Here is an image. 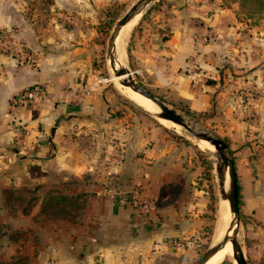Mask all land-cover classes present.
<instances>
[{
  "label": "crops",
  "instance_id": "1",
  "mask_svg": "<svg viewBox=\"0 0 264 264\" xmlns=\"http://www.w3.org/2000/svg\"><path fill=\"white\" fill-rule=\"evenodd\" d=\"M209 1L186 13L175 7L165 17L142 18L130 40V64L143 84L174 93L191 109L208 105V91L222 97L218 131L233 155L238 208L260 222L251 233L263 245L264 102L257 101L251 119L238 120L232 111L236 100L225 96V87L216 88L218 70L229 67L220 63L239 67L243 53L219 40L232 24L229 16L223 21L226 9ZM205 8L216 9L211 22L217 35L196 47L192 33ZM0 21L10 24L11 14ZM74 29L78 34L70 30L73 36L64 31L54 40H40L30 26L20 25V41L32 49V62L0 50V264H125L146 253L189 248L203 195L191 183L190 155L181 156L180 146L153 128L134 130L127 121L132 111H114L124 104L105 88L94 66L101 40H86ZM196 63L212 83L199 80L191 70ZM31 84L44 86L45 97L20 108L26 130L15 140L3 112L9 96ZM106 182L123 193L140 184L153 208L139 213L101 193ZM50 188L76 196L77 209L39 211ZM19 195L33 198L26 203Z\"/></svg>",
  "mask_w": 264,
  "mask_h": 264
},
{
  "label": "rangeland",
  "instance_id": "2",
  "mask_svg": "<svg viewBox=\"0 0 264 264\" xmlns=\"http://www.w3.org/2000/svg\"><path fill=\"white\" fill-rule=\"evenodd\" d=\"M135 0H0V17L11 14L12 21L5 25L0 21V30H2L1 40H24L21 37L19 26H30L38 35L40 40H54L58 36L64 35V31L72 32L74 28L81 29L82 37L86 40H101L98 61L94 62V66L99 71V77L109 93L121 103V106L115 108V112L124 115L132 111L131 115H127L129 126H133L136 131H144L153 128L155 132L163 135L167 141H173L178 144L176 149L181 151V156L189 154L191 167L193 168V186L200 189L198 195L203 194L200 199L195 217L197 222L193 234L188 237L189 248L169 249L158 254H143L137 260L127 259L125 264H191L208 246L212 247L218 240L217 229L220 223L224 222V216L221 211V200L217 191L216 178L213 169L214 149L210 151L201 142L193 139L188 132L182 128V131L175 132L169 127H165L159 123L151 111L143 109L141 103L133 102L127 97V91L120 88L115 78L110 77L107 62L105 59L106 39L111 30L114 21L128 8ZM204 4L208 0H153L140 14L137 21L131 27L124 44V62L123 64L131 71L132 77L143 87L149 90L153 95L163 100L169 106L175 108L183 114L185 118L190 120L194 128L208 130L214 135L223 139L227 146V154L233 158L231 150L228 147V141L220 131H218L222 120L219 119L224 107L222 97L217 98L215 92L213 95L208 91L209 97L206 101L208 105L202 110L191 109L187 103L179 96L172 92L157 89L148 84H143L142 77L132 70L129 58L130 40L132 33L137 29L140 20L149 14H159L165 17L171 13V9L178 7L184 9V13L189 11L194 4ZM220 8H225L226 13L223 14L224 20L228 18V24L232 27L220 35V39L225 38L228 45L236 46L237 50L242 52L239 58V67H234L231 61L221 62V70L215 82L216 88L225 89V96L233 98L235 106V119L248 120L255 114L254 107L257 101L264 102V11L245 14L238 6L237 2L229 0H210ZM193 6V7H194ZM216 9L205 8L203 15L198 17L199 27L197 31L192 33V40L197 45L212 42L215 40L216 33L211 22L212 13ZM219 11V10H218ZM228 12V13H227ZM21 29V28H20ZM164 26L161 31H165ZM72 30V31H70ZM76 31V30H75ZM74 33L78 34L77 32ZM72 32V36L74 35ZM14 33L18 36L15 38ZM229 40V41H228ZM21 42V41H20ZM26 45V44H25ZM27 46V45H26ZM230 50H235L231 48ZM259 61V62H258ZM28 62H31L29 59ZM232 63V64H231ZM244 64V66L242 65ZM196 67L191 69L196 71L202 80L212 83L208 76L202 74L201 65L194 64ZM218 67V66H217ZM220 68V69H221ZM237 68L241 69L237 71ZM195 73V72H194ZM214 87V86H213ZM156 88V89H155ZM126 91V92H125ZM108 93V96H110ZM262 98V99H261ZM261 99V100H260ZM139 103V104H138ZM163 121V120H162ZM154 132V131H152ZM152 133L155 134L156 133ZM151 138V137H150ZM151 140V139H150ZM171 193V192H169ZM169 195L168 198H170ZM240 212V211H239ZM250 216L240 213L236 238L240 242L242 253L246 264H260L264 261V243L259 245L260 238L256 237L253 230L254 227L261 226L260 222L249 218ZM223 218V219H222ZM252 219V220H250ZM223 220V221H222ZM225 224V222H224ZM226 226V224H225ZM264 229V226H263ZM246 232H249L247 234ZM264 241V230L262 234ZM258 238V239H257ZM216 240V241H215ZM259 240V242H257ZM188 246V245H187ZM187 249V250H186ZM227 258V257H225ZM224 259V258H223ZM229 259V258H227ZM231 261V259H229ZM222 261V260H221ZM220 261V262H221ZM233 264V263H232Z\"/></svg>",
  "mask_w": 264,
  "mask_h": 264
},
{
  "label": "water",
  "instance_id": "3",
  "mask_svg": "<svg viewBox=\"0 0 264 264\" xmlns=\"http://www.w3.org/2000/svg\"><path fill=\"white\" fill-rule=\"evenodd\" d=\"M152 1L153 0H135L114 21L107 36L105 47V59L107 62L110 77L112 79L114 77H119L117 78L118 82L129 86L132 90L151 100L157 106V110L155 112H152L155 117L168 119L173 123L182 126L193 139L205 140L213 146V169L216 178L217 191L219 194V198L226 199L227 201V208L230 213V218L228 219L226 231L230 230V233H224L214 246H208L207 248H205L203 252L198 256V258L191 264H203L210 255L221 248L227 241L230 242L231 254L235 263L246 264L240 242L236 238V231L238 229L240 220V212L238 208V186L233 160L232 157L227 154L226 143L222 138L214 135L208 130H203L198 127H192L189 121L184 118L182 113L169 106L160 98L153 95L149 90H147L139 82H137L132 77L131 71L123 63H117V65L114 66L116 58V55L114 53V38L117 35L121 25L129 20L135 13L139 11L142 12ZM221 260H223V258ZM219 262H217L216 264H218Z\"/></svg>",
  "mask_w": 264,
  "mask_h": 264
},
{
  "label": "built area",
  "instance_id": "4",
  "mask_svg": "<svg viewBox=\"0 0 264 264\" xmlns=\"http://www.w3.org/2000/svg\"><path fill=\"white\" fill-rule=\"evenodd\" d=\"M2 30H0V37ZM0 50L18 60L33 61V52L28 46L20 41L1 40ZM46 89L40 84H31L23 86L14 94L10 95L3 115L6 117V123L13 133L15 140L24 134L26 125L20 114V108L28 103L41 101L45 97ZM100 192L106 195H115L116 200L120 203L127 202L134 210L139 213H147L153 208L154 200L148 196L145 190L136 184L132 189L123 193L115 190L107 182L99 188ZM173 245H180L179 240L172 241Z\"/></svg>",
  "mask_w": 264,
  "mask_h": 264
},
{
  "label": "bare ground",
  "instance_id": "5",
  "mask_svg": "<svg viewBox=\"0 0 264 264\" xmlns=\"http://www.w3.org/2000/svg\"><path fill=\"white\" fill-rule=\"evenodd\" d=\"M140 13H141V11L135 13L129 20H127L124 24H122L120 29H119V31H118V33H117V35L114 38V53L116 55L114 66H116L117 63H123L124 62V54H125L124 53V44H125V40L127 38V35L129 33L131 27L133 26V24L137 21V19L141 15ZM114 78H115L116 82L118 83V85H120V88L121 89L123 88L124 90H126L128 92L127 93V97L129 99H131L133 102L141 103L142 105H140V106L143 109H146L148 111L155 112L157 110V106L151 100H149L148 98L144 97L140 93L132 90L129 86L118 82L117 78H119V77H114ZM184 118H185V116H184ZM158 119H161V121H159V123L162 124L163 126L169 127L172 130L174 129L175 132L177 131V132L180 133V131H182V128H183L182 126H180V125H178L176 123H173L172 121H170L168 119L157 117V120ZM185 119L188 120L187 118H185ZM188 121H189L190 125L192 126L190 120H188ZM197 141L201 142L204 146H206V148L208 150L213 151V146L211 144H209L208 142H206L205 140L200 139V140H197ZM220 200H221V211L223 213V216H224L223 218H224V222H225L226 226H225L224 222L219 224L218 229H217L218 232L215 233V234H218V237L216 238V240L219 237L221 238V236L224 233H227V234L230 233V230L226 231L228 219L230 218V213H229L228 208H227V201H226V199H220ZM225 257L231 259L233 264H236L234 259H233V257H232V254H231V247H230V242L229 241H227L221 248H219L212 255H210L206 259V261H204L203 264H216L222 258H225Z\"/></svg>",
  "mask_w": 264,
  "mask_h": 264
},
{
  "label": "trees",
  "instance_id": "6",
  "mask_svg": "<svg viewBox=\"0 0 264 264\" xmlns=\"http://www.w3.org/2000/svg\"><path fill=\"white\" fill-rule=\"evenodd\" d=\"M229 1L237 2L239 8L245 14H248V15L264 11V0H229ZM9 192H11V191H9ZM19 198L26 199V203H27L33 197L29 196V197L25 198V197H21L19 195ZM77 205H78V201L76 199V196L64 194V193L58 191L56 188H50L45 192V194L43 196L41 205L39 207V211H43L45 209L52 208L55 206H64V207L70 208L72 210H76ZM218 264H232V261H230L227 258H224ZM260 264H264V261L260 262Z\"/></svg>",
  "mask_w": 264,
  "mask_h": 264
}]
</instances>
